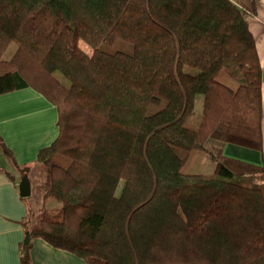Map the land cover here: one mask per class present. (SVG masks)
Returning a JSON list of instances; mask_svg holds the SVG:
<instances>
[{"label":"trees","instance_id":"1","mask_svg":"<svg viewBox=\"0 0 264 264\" xmlns=\"http://www.w3.org/2000/svg\"><path fill=\"white\" fill-rule=\"evenodd\" d=\"M258 4L0 0V94L31 86L59 113L56 138L14 163L40 166L61 203L29 207L21 264L34 237L87 264H264V165L223 154L263 145ZM194 150L216 169L183 171Z\"/></svg>","mask_w":264,"mask_h":264},{"label":"crops","instance_id":"2","mask_svg":"<svg viewBox=\"0 0 264 264\" xmlns=\"http://www.w3.org/2000/svg\"><path fill=\"white\" fill-rule=\"evenodd\" d=\"M249 29L262 67L263 145L255 149L226 143L223 154L264 165V0H259ZM58 115L57 106L31 86L0 94V264H21L26 235L23 219L29 205L26 196L20 194L23 174L14 163L32 164L36 160L39 150L58 135ZM31 259L32 264H87L81 256L55 247L42 237L32 239Z\"/></svg>","mask_w":264,"mask_h":264},{"label":"rangeland","instance_id":"3","mask_svg":"<svg viewBox=\"0 0 264 264\" xmlns=\"http://www.w3.org/2000/svg\"><path fill=\"white\" fill-rule=\"evenodd\" d=\"M82 46L90 51V47L82 42ZM15 47V43L12 42L6 49L5 55L11 54ZM202 107V97H198L196 109L200 111ZM216 169V162L212 159L211 155L203 150H194L188 157L183 165V171L193 173H211ZM29 177L31 179L32 192L29 196H26L27 203L34 213L41 214L43 211L49 213L55 211L61 203L55 198H44L43 182L45 180V172L40 166L35 165L31 167L29 171Z\"/></svg>","mask_w":264,"mask_h":264},{"label":"water","instance_id":"4","mask_svg":"<svg viewBox=\"0 0 264 264\" xmlns=\"http://www.w3.org/2000/svg\"><path fill=\"white\" fill-rule=\"evenodd\" d=\"M19 189H20V194L22 196H29L32 192V186H31V180L30 177L27 173H24L21 176L20 182H19ZM30 240V234L26 233L24 237V242L28 243Z\"/></svg>","mask_w":264,"mask_h":264}]
</instances>
